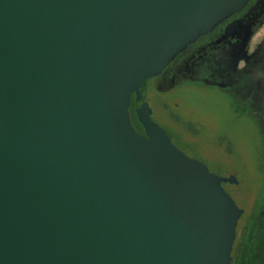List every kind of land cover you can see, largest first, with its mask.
Wrapping results in <instances>:
<instances>
[{"label": "water", "instance_id": "water-1", "mask_svg": "<svg viewBox=\"0 0 264 264\" xmlns=\"http://www.w3.org/2000/svg\"><path fill=\"white\" fill-rule=\"evenodd\" d=\"M248 1L0 0V264H231L236 176L141 89Z\"/></svg>", "mask_w": 264, "mask_h": 264}, {"label": "rangeland", "instance_id": "rangeland-1", "mask_svg": "<svg viewBox=\"0 0 264 264\" xmlns=\"http://www.w3.org/2000/svg\"><path fill=\"white\" fill-rule=\"evenodd\" d=\"M255 18L256 23L245 28L240 50L244 59L257 56L264 65V3ZM147 81L145 98L173 142L212 171L236 176L237 181L225 183V188L245 209L240 225L257 250L252 264H264V127L259 128L255 107L231 98L227 90L198 83L169 80L155 86ZM250 109L251 114L246 112Z\"/></svg>", "mask_w": 264, "mask_h": 264}, {"label": "flooded vegetation", "instance_id": "flooded-vegetation-1", "mask_svg": "<svg viewBox=\"0 0 264 264\" xmlns=\"http://www.w3.org/2000/svg\"><path fill=\"white\" fill-rule=\"evenodd\" d=\"M263 3L264 0H249L245 6L222 20L211 31L188 44L160 75L151 78L155 86L158 82L171 80L176 84L198 83L215 91L227 90L231 98L256 108H253L254 115L259 121V128L262 129L264 65L258 62L257 56L244 59L240 45L247 33L246 26L256 23L255 17L260 13ZM246 112L251 114L252 110ZM139 131L144 132L143 127ZM166 131L171 136L167 129ZM240 226L231 264H252L251 257L257 254V250L250 240L251 235L244 231V225Z\"/></svg>", "mask_w": 264, "mask_h": 264}, {"label": "trees", "instance_id": "trees-1", "mask_svg": "<svg viewBox=\"0 0 264 264\" xmlns=\"http://www.w3.org/2000/svg\"><path fill=\"white\" fill-rule=\"evenodd\" d=\"M148 83V81H146V83H145V86H143V88H142V93H143V95H144V97L146 96L145 95V90H146V84ZM130 111H131V118H132V122H133V124H134V126L137 128V129H141L142 128V125H141V123L138 121V119H137V115H136V113H135V103H134V100H132V104H131V107H130ZM139 129V130H140Z\"/></svg>", "mask_w": 264, "mask_h": 264}]
</instances>
